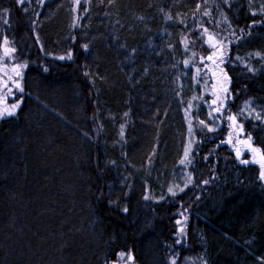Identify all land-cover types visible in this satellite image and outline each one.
Wrapping results in <instances>:
<instances>
[{"label":"trees","instance_id":"obj_1","mask_svg":"<svg viewBox=\"0 0 264 264\" xmlns=\"http://www.w3.org/2000/svg\"><path fill=\"white\" fill-rule=\"evenodd\" d=\"M262 7L0 0V54L5 38L15 49L0 72L9 84L16 67L23 88L0 119V264H118L121 253L134 264H264V160L242 164L226 132L201 130L210 82L184 63L220 36L231 53L264 56ZM225 72L234 112L246 102L264 112V66ZM187 122L196 140L181 164ZM244 127L264 157V123ZM180 171L187 187L161 202L143 188Z\"/></svg>","mask_w":264,"mask_h":264},{"label":"rangeland","instance_id":"obj_2","mask_svg":"<svg viewBox=\"0 0 264 264\" xmlns=\"http://www.w3.org/2000/svg\"><path fill=\"white\" fill-rule=\"evenodd\" d=\"M208 41L217 45L216 47H210L211 49H209L208 55H202L197 48L195 51V53L197 52V54H195V56H193V50L187 51L186 53V61H189V63L186 65L187 70H199L203 78L209 79L210 82V90L208 91V95H204L205 97L203 107L204 105L205 107L202 109L204 112V116L202 117L203 119L201 120V122L203 123L200 124V128L201 130L206 131V134L209 136H212L213 134L220 131H223L224 134L226 132L224 137L226 143L229 144L233 141L230 146L231 152L239 162L241 160H248L250 162H253L254 160L256 162L260 161L262 158L261 153L260 151H253V149L257 148L255 147V145H253L251 138L245 131L244 122L246 120H256L264 123V112L263 110H260V108L255 107L250 102L244 103L241 108V113L234 112L233 108L231 107V104L233 103V96L231 94L229 95L228 93L229 84H226L227 80L225 70L228 66H230V68L238 67L253 71L254 67L264 66V56L257 53H246L244 55H240L235 51L231 53L230 48L231 44H233V39L229 36H220V39ZM221 41H223V43H221ZM6 45L10 47L9 41ZM7 47L6 49H8ZM10 53L11 51H9L8 55H10ZM8 55L0 54V57L4 58L5 60L7 59ZM208 56H212L213 59L208 60ZM9 70L13 71L15 74L14 80L13 75L9 77V84L3 79L5 73L0 72V111L5 108L11 110V108L8 106V100H10L11 98H15V94L18 92L17 84L19 83L18 77L20 76V73L19 75H17V72L20 71L13 66L10 67ZM203 86L205 87V85ZM225 89L227 91H225ZM203 93L205 94L204 88ZM200 97H202V95H200ZM206 99H209V105L207 106V108L205 104ZM213 101H215V103ZM257 114H259L260 119H257ZM229 117H234V119H229ZM237 120H239V123L237 122ZM232 121L235 122V126L232 125ZM186 127L187 134H185V138L183 137L185 141V150L183 153L184 159L186 151L188 152L189 157V154L192 151L193 144L196 140V136L189 122H187ZM237 152H239V156H237ZM259 163V166L261 168V162ZM262 171H264V169L261 168V172ZM260 180L264 184V179L261 178ZM164 181L165 183L162 184H158L156 180H153L150 185L142 184L144 190L146 189L145 191L151 190L152 200L161 202L162 200H164L165 195L167 193H170L169 189H173L175 187L177 190L181 191V189L184 190L188 185V177H186L182 171H180V174H178L176 179L173 180L174 183L169 182L168 179H165ZM185 222L186 221L183 220V222L180 223V225L177 227L178 229H183V232L179 231V235H182V237L185 234ZM134 263V260L133 262H130L128 260V254H125L123 259H121L120 257L118 261V264Z\"/></svg>","mask_w":264,"mask_h":264},{"label":"snow or ice","instance_id":"obj_3","mask_svg":"<svg viewBox=\"0 0 264 264\" xmlns=\"http://www.w3.org/2000/svg\"><path fill=\"white\" fill-rule=\"evenodd\" d=\"M76 2H77V4H79V0H76ZM86 2H87V0H86ZM18 3H20V4H24V3H25V0H18ZM225 3H227V0H225ZM198 10H199V6L197 7V11H198ZM261 12L264 13V7L261 8ZM203 14H204V15H209V13H208L207 11H205ZM252 14H253V15H256V13H252ZM169 19H171L170 16H169ZM5 23H7V21H5ZM204 31H205V32H208V29H204ZM209 38L211 39L212 37L210 36ZM221 43H223V41H221ZM229 43H230V41H229ZM4 44H5V45L8 44V41H7L6 38L4 39ZM185 45H186V47H187V38H185ZM84 47L87 48V45H85ZM213 47H215V46L213 45ZM9 51H11V52H15V49H14V48L11 49V50L6 49V50H5V55H8V54H9ZM193 56H195V53H193ZM59 58H60V59H64L65 57L61 56V57H59ZM67 58H68V59H71V55L69 54V56H68ZM202 59H203V58H202ZM207 59H208V60H212L213 57H212V56H208ZM184 63L187 65V64L189 63V61H185ZM22 66H23V67H26L27 65H26V64H24V65H17V68H20V67H22ZM197 71H199V70H197ZM17 75H19V72H17ZM17 88L19 89V91L23 92V88L20 87L19 84H17ZM225 91H227V90L225 89ZM213 102L215 103V101H213ZM18 107H19V104H13L11 110H9L8 108L3 109L2 111H0V119H3L5 116H12V115H14V114H15V109H17ZM253 111H254V109H253ZM125 115H127V114H125ZM229 119H234V117H229ZM257 119H260L259 114H257ZM201 123H203V122H201ZM121 136H123V127L121 128ZM253 151L255 152V151H259V150H258V149H253ZM239 155H240L239 152H237V156H239ZM187 157H188V152L186 151V152H185V159L181 160L180 163H181V164H185L186 162H187V163H190L191 161L188 160ZM262 160H264V157H262ZM240 162H241V163H244V164L249 163L248 160H241ZM253 162H256V161H253ZM261 168L264 169V163H261ZM261 178L264 179V171L261 172ZM189 182H190V181H189ZM205 183H207V181H205ZM182 190H183V189H181V191H182ZM169 191L172 192V189H169ZM173 195H175L174 192H173ZM146 198H147V197H146ZM125 211H127V209H125ZM177 223H179V221H178ZM180 231L183 232V229H180ZM124 256H125L124 253H121V254H120L121 259H123ZM133 259H134V258L132 257L131 253H128V260H129V261H132ZM172 264H175V261H173Z\"/></svg>","mask_w":264,"mask_h":264},{"label":"bare ground","instance_id":"obj_4","mask_svg":"<svg viewBox=\"0 0 264 264\" xmlns=\"http://www.w3.org/2000/svg\"><path fill=\"white\" fill-rule=\"evenodd\" d=\"M132 255V254H131ZM133 256V255H132Z\"/></svg>","mask_w":264,"mask_h":264},{"label":"water","instance_id":"obj_5","mask_svg":"<svg viewBox=\"0 0 264 264\" xmlns=\"http://www.w3.org/2000/svg\"><path fill=\"white\" fill-rule=\"evenodd\" d=\"M131 262V261H130Z\"/></svg>","mask_w":264,"mask_h":264}]
</instances>
